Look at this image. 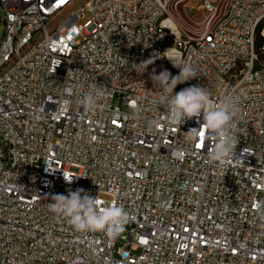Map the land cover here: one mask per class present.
<instances>
[{
	"label": "built area",
	"instance_id": "1",
	"mask_svg": "<svg viewBox=\"0 0 264 264\" xmlns=\"http://www.w3.org/2000/svg\"><path fill=\"white\" fill-rule=\"evenodd\" d=\"M0 7V264H264V0L208 6L195 37L172 26L168 0ZM171 61L197 76L174 92L235 102L224 159L201 118L169 120L151 75H178ZM77 189L124 210L117 235L50 211Z\"/></svg>",
	"mask_w": 264,
	"mask_h": 264
},
{
	"label": "clouds",
	"instance_id": "2",
	"mask_svg": "<svg viewBox=\"0 0 264 264\" xmlns=\"http://www.w3.org/2000/svg\"><path fill=\"white\" fill-rule=\"evenodd\" d=\"M143 64L146 65V69L147 61ZM172 64L179 68L178 75L173 76L168 70H163L159 74L153 71L151 75L152 81L163 89L160 103L165 105L169 120L174 123H184L190 118H201L204 126L216 137L213 155L224 159L234 147L230 130L237 111L235 102L230 97H225L220 104H216L204 87L196 85L174 92L178 84L196 79L197 76L191 64L175 62ZM102 95V91H96L95 94L90 92L82 102L91 109ZM66 182L70 184L72 180ZM52 201L49 204L50 211L59 217L66 218L78 232L107 230L109 235L115 236L123 225L125 213L121 207L115 205L98 207L100 201L83 189L69 191L67 195L56 194L52 197Z\"/></svg>",
	"mask_w": 264,
	"mask_h": 264
},
{
	"label": "rangeland",
	"instance_id": "3",
	"mask_svg": "<svg viewBox=\"0 0 264 264\" xmlns=\"http://www.w3.org/2000/svg\"><path fill=\"white\" fill-rule=\"evenodd\" d=\"M228 0H168V15L175 19L181 30L188 36H199L203 31L206 22L211 16L208 6L214 5L219 8V13L224 8ZM0 16H3L0 7ZM91 14L89 11L84 13L79 24L85 23ZM4 22L0 26V42L4 36ZM256 52L259 61L264 63V19L262 20L256 36Z\"/></svg>",
	"mask_w": 264,
	"mask_h": 264
},
{
	"label": "bare ground",
	"instance_id": "4",
	"mask_svg": "<svg viewBox=\"0 0 264 264\" xmlns=\"http://www.w3.org/2000/svg\"><path fill=\"white\" fill-rule=\"evenodd\" d=\"M170 22H171L173 27L178 28L180 30V27H179V25L175 19L171 18Z\"/></svg>",
	"mask_w": 264,
	"mask_h": 264
}]
</instances>
